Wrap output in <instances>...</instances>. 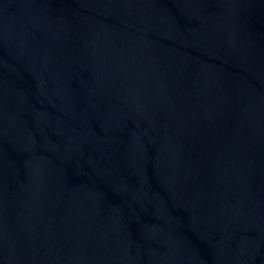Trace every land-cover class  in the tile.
<instances>
[{
    "label": "water",
    "instance_id": "water-1",
    "mask_svg": "<svg viewBox=\"0 0 264 264\" xmlns=\"http://www.w3.org/2000/svg\"><path fill=\"white\" fill-rule=\"evenodd\" d=\"M0 264H264V0H0Z\"/></svg>",
    "mask_w": 264,
    "mask_h": 264
}]
</instances>
